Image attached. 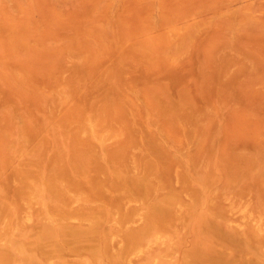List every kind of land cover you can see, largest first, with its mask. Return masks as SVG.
<instances>
[{"label":"rangeland","instance_id":"1","mask_svg":"<svg viewBox=\"0 0 264 264\" xmlns=\"http://www.w3.org/2000/svg\"><path fill=\"white\" fill-rule=\"evenodd\" d=\"M0 264H264V0H0Z\"/></svg>","mask_w":264,"mask_h":264}]
</instances>
